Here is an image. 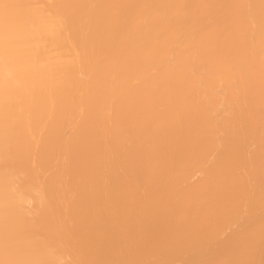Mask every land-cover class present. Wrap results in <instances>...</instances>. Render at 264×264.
<instances>
[{
	"label": "bare ground",
	"instance_id": "6f19581e",
	"mask_svg": "<svg viewBox=\"0 0 264 264\" xmlns=\"http://www.w3.org/2000/svg\"><path fill=\"white\" fill-rule=\"evenodd\" d=\"M0 264H264V0H0Z\"/></svg>",
	"mask_w": 264,
	"mask_h": 264
}]
</instances>
